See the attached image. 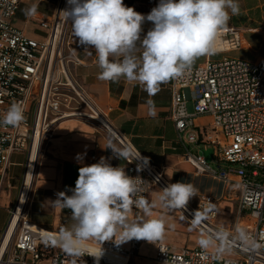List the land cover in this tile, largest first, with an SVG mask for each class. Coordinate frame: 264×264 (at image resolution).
Returning a JSON list of instances; mask_svg holds the SVG:
<instances>
[{"label": "built area", "instance_id": "obj_1", "mask_svg": "<svg viewBox=\"0 0 264 264\" xmlns=\"http://www.w3.org/2000/svg\"><path fill=\"white\" fill-rule=\"evenodd\" d=\"M66 3L67 0L59 1L52 21L40 22L49 30L46 39L39 41L13 24L20 0H0V118L14 102L23 107L26 117L18 126L0 124V198L5 189L11 187L9 169L14 153L27 152L29 165L34 145H38V158L59 122L82 118L97 123L109 133L117 145L111 148L125 157L127 175L144 181L137 195L149 202L153 186L163 189L169 183L163 177L162 168L136 149L73 79L71 66L81 61L69 49V21L62 12ZM136 3L137 0L124 1L132 8ZM218 36L222 39L224 33ZM224 43L227 45L223 48L229 49L241 44L236 32ZM170 89L171 117L178 140L186 147L184 158L197 174H210L224 183L226 191L222 199L231 200L237 191L238 204L235 220L227 228L215 225L220 199L212 195L202 194L197 207L187 205L179 209L193 228L206 235L226 233L230 243H216L217 249L223 247L224 251L204 250L200 246L174 251L169 245L160 243L156 262L264 264V56L256 61L208 59L191 67L182 77L173 79ZM190 101L192 111L188 108ZM202 116H209L211 124L199 125L197 120ZM198 144L213 149L211 163L203 155L192 152L190 145ZM99 160L95 153L90 156L91 164ZM212 163L216 167H212ZM22 192L23 188L5 230L0 231V264H72L73 259L76 264H96V258L91 255L98 254L101 247L103 255L99 264H130L137 254L140 240L133 239L130 247H125L116 244L118 241L114 239L102 245L86 242L83 257L67 255L52 243L58 232L32 222L27 198L21 203ZM132 210L135 220H140L143 211L135 207ZM194 213L195 217H202L199 223H194ZM238 229H243L259 247L253 249L234 240Z\"/></svg>", "mask_w": 264, "mask_h": 264}, {"label": "crops", "instance_id": "obj_2", "mask_svg": "<svg viewBox=\"0 0 264 264\" xmlns=\"http://www.w3.org/2000/svg\"><path fill=\"white\" fill-rule=\"evenodd\" d=\"M60 0H20L13 24L30 38L43 41L47 37L48 28L42 27L41 21H52L58 11ZM126 1V0H124ZM159 0H137L134 9L147 15L156 7ZM240 14L231 16L228 25L219 30L224 33L222 43L233 38L234 33L240 39V47L234 49L254 48L264 44V0H238ZM37 5L34 15H26L25 9ZM152 23L145 21L143 35L152 28ZM71 45L69 49L81 61L71 66L73 79L79 83L96 107L109 122L126 136L132 145L143 153L149 161L162 168L164 179L170 183H191L196 191L188 205L197 207L202 194H209L219 202V217L215 225L221 228L231 226L236 214L233 212L237 202V191L231 200L222 199L225 193L224 183L210 174H197L195 168L185 158L186 147L178 140L175 123L171 117L172 80L162 83L155 95H149L137 82L121 78L119 81H105L98 78L100 68L95 49L85 51L78 38L74 37L71 22H69ZM225 32L227 35H225ZM215 41H218L217 38ZM219 44V43H218ZM218 45L211 55L196 59L192 67L203 64L218 54L232 53L234 49ZM225 49V50H223ZM90 51V52H89ZM225 58H231L226 56ZM224 58V59H225ZM239 59V58H237ZM208 118H198L199 125L205 124ZM117 147L109 133L97 123L82 119L70 118L59 122L54 128L53 137L44 144L39 152L34 178L27 196V206L30 218L34 224L47 230L60 232L63 228L71 227V210L58 206L54 201L58 193L66 192L71 195L78 178L81 166L91 165L90 156L97 154L107 158L113 167H122L126 171L125 157L116 158L110 147ZM193 153L199 154L203 145H190ZM28 167L27 152H16L11 157L9 169L10 186L2 193V206L10 218L11 210L16 206L24 185ZM212 167H216L212 163ZM162 188L153 186L149 193L150 216L143 212L140 220L163 218L165 231L163 237L154 242L140 240L137 254L130 264H143L149 260L156 262L155 256L158 245L164 243L172 250L179 251L184 247H197V240L208 236L187 221L178 210H171L160 201ZM0 198V200H1ZM237 206V205H236ZM135 212L128 213L129 220H135ZM9 221V220H8ZM8 224V222H7ZM7 226V225H6ZM6 228V227H5ZM5 230V229H4ZM119 242V233L113 238ZM90 242H98L92 240ZM131 241L122 243L130 247ZM215 247L209 248L214 251ZM157 263V262H156ZM159 264V263H158Z\"/></svg>", "mask_w": 264, "mask_h": 264}, {"label": "clouds", "instance_id": "obj_3", "mask_svg": "<svg viewBox=\"0 0 264 264\" xmlns=\"http://www.w3.org/2000/svg\"><path fill=\"white\" fill-rule=\"evenodd\" d=\"M69 7L62 12L71 22L74 37L88 51L95 49L100 73L105 81L124 78L137 82L149 95H155L159 86L182 77L196 59L214 53L215 40L220 29L228 25L231 16L240 14L238 0H159L147 15L124 4V0H67ZM37 5L25 9L26 15H34ZM145 21L152 28L143 35ZM90 52V51H89ZM24 109L12 103L2 118L4 126H18L25 122ZM111 148V147H110ZM114 156L121 153L111 148ZM71 189V195L58 193L54 201L58 206L71 210L74 223L63 228L52 241L71 257H83L88 241L114 240L119 233L122 244L133 239L154 242L163 237V218L129 220L132 207L150 216V204L137 194L144 181L127 175L124 168L113 167L104 157L99 162L81 166ZM191 183H170L161 190L160 201L171 210L185 208L196 197ZM202 217H195L199 223ZM238 240L253 249L255 243L243 229L237 230ZM230 243L224 232L202 235L197 244L207 250ZM223 247L217 251H224ZM230 250V249H229ZM103 255V248L96 255V264ZM72 264H76L73 259Z\"/></svg>", "mask_w": 264, "mask_h": 264}, {"label": "rangeland", "instance_id": "obj_4", "mask_svg": "<svg viewBox=\"0 0 264 264\" xmlns=\"http://www.w3.org/2000/svg\"><path fill=\"white\" fill-rule=\"evenodd\" d=\"M226 56L231 57V58L244 59V60H248V61H256V60L261 59L264 56V44H262V46H260V47H258V45H256L252 49H250V48H243V49H238V50L234 49V51H232V53H230V55L218 54V55H215L212 58V60L213 61H220V60H223ZM188 108L190 111L193 110V104L191 101L188 104ZM206 118H208V119L205 121V124L206 125L211 124L212 119L209 116H206ZM3 197H4V195H3ZM2 198L0 200L1 205L3 203ZM236 205H237V203H235V206L233 208L234 214L237 213V206ZM244 219H245V217H244ZM8 220H9V214H8L7 210L4 209L2 206H0V231H2V232L4 231ZM143 264H158V263H156L152 260H149Z\"/></svg>", "mask_w": 264, "mask_h": 264}, {"label": "bare ground", "instance_id": "obj_5", "mask_svg": "<svg viewBox=\"0 0 264 264\" xmlns=\"http://www.w3.org/2000/svg\"><path fill=\"white\" fill-rule=\"evenodd\" d=\"M68 6L69 5L66 3L65 9ZM217 40L218 41H215L214 48H217L218 45H220V46L221 45H224V46L227 45V43H224V42H223V44H221L222 40H221V38L218 35H217ZM37 150H38V145L35 144L34 145V149H33L32 158H31V160L29 162V165L27 167L26 174H25V180H24V187H23V192H22L21 203H23L26 200V198L28 196V193L30 191V187H31L33 178H34L35 169H36V161H37Z\"/></svg>", "mask_w": 264, "mask_h": 264}, {"label": "water", "instance_id": "obj_6", "mask_svg": "<svg viewBox=\"0 0 264 264\" xmlns=\"http://www.w3.org/2000/svg\"><path fill=\"white\" fill-rule=\"evenodd\" d=\"M200 155H203L206 158L208 163L212 162L213 149L212 148H202L199 152Z\"/></svg>", "mask_w": 264, "mask_h": 264}]
</instances>
